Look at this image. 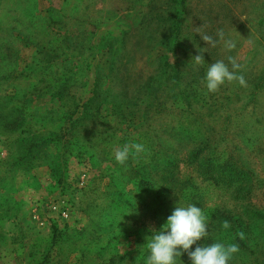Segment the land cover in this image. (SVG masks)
<instances>
[{
    "label": "rangeland",
    "instance_id": "rangeland-1",
    "mask_svg": "<svg viewBox=\"0 0 264 264\" xmlns=\"http://www.w3.org/2000/svg\"><path fill=\"white\" fill-rule=\"evenodd\" d=\"M176 2L0 0V123H18L0 124V264H37L48 253L50 264L57 259L76 264L84 258L79 248L95 243L124 255L115 264H131L133 250L144 253L140 248L149 235L146 226L159 229L164 224L155 223L145 210L130 213L122 200L116 204L126 215L115 216V204L108 208L116 196L110 194L115 191L110 176L116 179L122 174L112 163L119 148L102 151L95 145V150L82 151L83 146L65 142L61 128L69 127V115L78 117L101 85L111 90L101 118L91 129L81 126L78 134L89 130L108 136L114 130L121 147L137 133L158 137L160 148L175 153L178 178L192 176L204 189L206 206H224L240 218L247 239L264 238V0H188L190 15L184 22L193 25L191 39L208 47L209 62L227 63L233 57L245 86L226 82L209 93L201 79L200 88L191 89L184 88L189 82L166 81L159 85L165 87L159 92L162 99L147 106L129 104L134 115L128 124L109 110L111 102L120 100V84L133 88L135 79L144 82L157 72L155 58L166 49L153 42L147 29L155 26L159 12L182 10ZM214 26L225 39L236 42L235 49L227 50L216 36V46H208L196 34H208ZM182 43L186 49L179 46L174 58L169 55L170 61L188 65L199 53L193 43L190 48ZM187 65L181 63L177 69L185 73ZM172 67L165 70L174 73ZM181 94L189 97L181 99ZM179 125L190 127L191 133L198 128L207 131L216 153L228 154L247 171L240 188L222 181L214 184L216 174L203 172L206 163L202 171L188 161L198 141L193 134L179 133ZM32 130L44 135L25 158L23 143L31 139ZM50 132L63 135L64 148L45 142ZM196 154L201 158L208 153ZM103 210L107 221H102ZM55 230L60 232L57 242ZM87 259L90 264H104L97 255Z\"/></svg>",
    "mask_w": 264,
    "mask_h": 264
},
{
    "label": "trees",
    "instance_id": "trees-1",
    "mask_svg": "<svg viewBox=\"0 0 264 264\" xmlns=\"http://www.w3.org/2000/svg\"><path fill=\"white\" fill-rule=\"evenodd\" d=\"M176 5L177 7H183V9L181 10L178 8L171 13L167 12V19L164 18L167 13L159 12V14L156 15L157 22L155 23V26H149L147 29L149 32L148 34H150L149 37L153 39V42L155 41L156 45H159L158 47L166 49V53L157 55L155 58L156 60L154 64L157 72L148 75L144 82H139L135 79V82L133 81L132 85L133 88L130 87L131 85L121 86L120 84V87L117 90V96L120 100L117 102H111L112 104L110 105L109 110H112L113 113L120 116L124 120V123L128 124L130 122L128 118H131L129 116L134 115L130 112V108H128L129 104H145V106H147L148 104H152V101H156V99H162V95L159 92H163V88L165 87H161L159 85H162L166 81L183 83L189 82V84L184 88H200V85H197V83L200 79L201 82L204 81L207 63H214L216 61L211 60L212 62H209L210 59L206 57L205 53L204 58L207 63L199 67H194L192 63L187 65L183 61H170V56L172 55L174 58V54H176L179 46H183V48L186 49L182 42L186 41L189 48L191 43L194 42V39H192L193 42L190 40L191 36L194 34V30L192 29L193 25H191L189 21L188 23L184 22L185 15L187 18L188 15H190L188 0H178ZM228 10L230 11L231 9ZM138 31L142 33L144 29L140 28ZM217 31L220 30L214 26L211 29H208V35L216 36ZM151 48L152 47H150V49ZM181 63L187 65V72L181 73L177 69ZM168 67H172L174 69V73H170L165 70ZM128 81L129 80L127 79L126 82ZM257 86L258 83L253 85L254 88ZM254 88L251 90L252 93L254 92ZM168 89L171 90V94L173 96H176L175 91L172 88ZM110 91L111 90L105 89L101 85L100 88L98 87L97 90H95V92L92 91L93 96H91V98L82 105V111L78 117L73 118L74 113L69 115V127H65L64 129L61 128V131H64L62 134L67 137V139H65L66 143L67 141L70 145L75 143V147L80 145L79 148L83 146L82 151L86 149L95 150V145H97V147H99L102 151H106L109 146L121 148L120 144L122 142L120 138H118L117 134H115L114 130L111 131L108 136L102 134L98 135L99 132L91 133L89 130H86L83 134H78L77 132L81 126L83 128L88 127L91 129V126H94V123L98 122L96 119L101 118L98 116L101 114L100 112L103 110L105 104H107L105 103V100L109 96V93H111ZM188 97L189 95L182 96L181 94L180 96L181 99H187ZM177 103H179V101H177ZM78 108L79 107H77V109ZM16 110L18 111V109ZM107 117H109V115ZM0 124L3 125L4 122ZM17 124L18 123L16 121L5 122L4 126L15 127ZM134 128H136V126H134L133 129ZM177 131L184 134H193L198 141V147L193 155L188 157V161H191L192 164H196L201 170V167L204 168L206 163L207 168L202 171L209 173V175L210 173L216 174L217 179H214V184L222 181L225 185L229 183L230 185H236L237 188H240V181H243V179L247 177V171L244 169L240 170L239 165L234 161V159L229 158L228 154H217L214 148L215 146L213 145V147L212 143L209 142L207 131H203L202 133L198 128L197 131L191 133L192 129L183 125H179ZM30 134L32 135L31 139L26 140L23 143L25 158H27L28 155L30 156L32 154V150L38 147L39 144L37 143V140L44 135L40 131L34 130H32V133ZM63 135L50 132L47 134L45 142H54L58 149H62L65 146L64 143H60V141L63 140ZM157 139L148 133H137V135H133L130 142L135 141L143 143L146 151L137 155L135 159L130 158L126 166L120 167L115 160L112 161L113 165H116L117 169L120 170L117 171L122 174L116 179L110 176V182L115 188V191L110 194L116 196L109 200L110 204H108V208L115 204L113 209L116 212H114V215L116 216L115 213H124L122 215H126L125 211L119 208L116 204L122 200L129 205V211L133 212L134 215H138L145 210V213L149 212V217H153L155 219V223L159 224L166 221L167 217L174 210L176 202L185 206L188 204H196L202 208L207 218L209 228L208 235L203 238L202 241L197 242L198 244L207 245L214 242H221L227 245L235 243L239 246V251L233 255L229 264H264V238L258 240L249 237V239H247L243 235L245 231L244 227H242V220L240 218L235 217L233 214L228 212V209L224 206H206L204 201V189L201 190L200 187L193 182L192 176H187L186 178L181 179L178 178L180 175L177 170L175 153L167 152L165 149L160 148L159 145L156 144ZM85 140H89L90 142H85ZM82 151L79 154H81ZM202 151H206L208 154L202 155L201 158H197L199 154H196V152L200 153ZM86 152L90 153L93 151ZM20 158H22L21 160L25 159L23 156ZM189 166H191V163ZM212 167L213 169L210 171ZM120 178L123 180H119ZM105 211L103 210L101 214L102 221L108 220L107 217H105ZM225 222L228 223V228L223 226ZM146 228L145 233L149 234V230L154 229L150 227V225H147ZM59 233L60 232H56L55 230V234H53L55 239L54 241L56 242L59 237V235H57L56 238V234ZM136 242L137 240L135 238L133 244ZM196 246L197 245H193L192 250H194ZM79 251L83 254L84 258L79 261L80 263L76 264H90L87 256L92 257L93 255L99 256V259H104V264H115L124 256L118 252H110L107 246H100L97 243L92 246L84 245L79 248ZM146 256V251L140 254L136 248L133 250L131 264H144ZM49 257L50 254L48 253L42 257L41 261L37 262V264H50L51 262L47 261ZM181 259L184 261V264H190L187 253H184L181 256ZM53 264L69 263H61L60 260L57 259V261L53 262Z\"/></svg>",
    "mask_w": 264,
    "mask_h": 264
},
{
    "label": "clouds",
    "instance_id": "clouds-1",
    "mask_svg": "<svg viewBox=\"0 0 264 264\" xmlns=\"http://www.w3.org/2000/svg\"><path fill=\"white\" fill-rule=\"evenodd\" d=\"M196 34H199L208 46L215 47L218 40L223 41L225 48L229 51L237 46L233 40L225 39L222 30L216 33L218 40L208 34H201L200 32ZM193 44L196 45L199 54L192 57L190 63L194 67H199L207 63L204 53H209L208 47L202 48L197 43L193 42ZM239 68L240 65L231 56L228 57L227 63L224 60L207 63L204 76L207 92H216L226 82H238L240 86H245L244 76L237 74ZM145 151L143 143L135 141L126 143L115 151L114 160L118 165L126 166L130 158L135 159L137 155ZM223 226L229 227L227 222ZM149 232L150 234L145 237L146 242L140 248L141 251L147 252L144 264H184L181 259L184 253H187L190 264H229L233 255L239 251V246L235 243L227 245L221 242L207 245L197 243L208 235L209 228L202 208L196 204L185 206L176 202L174 210L164 224L158 230L150 229ZM193 245H197L194 250H192Z\"/></svg>",
    "mask_w": 264,
    "mask_h": 264
},
{
    "label": "built area",
    "instance_id": "built-area-1",
    "mask_svg": "<svg viewBox=\"0 0 264 264\" xmlns=\"http://www.w3.org/2000/svg\"><path fill=\"white\" fill-rule=\"evenodd\" d=\"M64 214V213H63Z\"/></svg>",
    "mask_w": 264,
    "mask_h": 264
}]
</instances>
